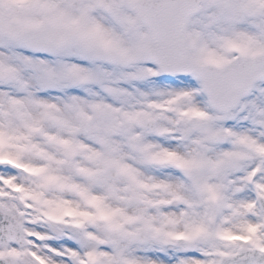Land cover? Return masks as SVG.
<instances>
[{
  "label": "snow or ice",
  "instance_id": "obj_1",
  "mask_svg": "<svg viewBox=\"0 0 264 264\" xmlns=\"http://www.w3.org/2000/svg\"><path fill=\"white\" fill-rule=\"evenodd\" d=\"M0 264H264V0H0Z\"/></svg>",
  "mask_w": 264,
  "mask_h": 264
}]
</instances>
